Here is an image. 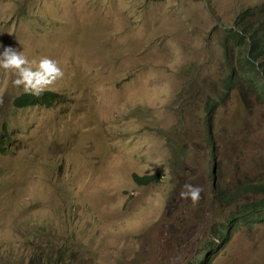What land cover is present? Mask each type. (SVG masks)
<instances>
[{
	"label": "rangeland",
	"instance_id": "rangeland-1",
	"mask_svg": "<svg viewBox=\"0 0 264 264\" xmlns=\"http://www.w3.org/2000/svg\"><path fill=\"white\" fill-rule=\"evenodd\" d=\"M262 3L0 0V52L64 73L52 107L19 109L0 69V264H194L209 250L264 183V75L230 82L241 53L224 48ZM228 231L205 264H264V221Z\"/></svg>",
	"mask_w": 264,
	"mask_h": 264
},
{
	"label": "trees",
	"instance_id": "trees-1",
	"mask_svg": "<svg viewBox=\"0 0 264 264\" xmlns=\"http://www.w3.org/2000/svg\"><path fill=\"white\" fill-rule=\"evenodd\" d=\"M225 37L224 48L228 60H230V57H233V52L235 51L232 50L233 47H237L238 53H241V56L239 54L238 70L233 71L234 69H231L230 82H234V78L240 77L241 74H249L253 71L255 75L251 79L260 86L259 81L256 79L257 77L262 78V75H264V3L241 11L236 18L234 26L226 29ZM228 85L230 86L231 83ZM260 90V97L264 100V81L260 86ZM60 97V94L51 90H45L39 96L24 93L15 99L14 106L19 109L34 106L49 108L55 102H58ZM4 133H0L1 143H4L2 140L3 135L9 134V132H6V129ZM9 139L10 136H8ZM158 178L156 174L144 177L135 176L134 180L138 185H148ZM251 190L258 195L257 201L243 205L241 214L236 211L227 220V224L223 223L218 226L214 230V237L209 244L211 248L206 250V252L200 253L194 264H205L209 260V254L212 253L211 251L214 246L217 247L220 244H224V241L228 239V229L232 224L233 227H238L242 223L249 221H264V183L254 185ZM214 239H217L218 242H214Z\"/></svg>",
	"mask_w": 264,
	"mask_h": 264
},
{
	"label": "clouds",
	"instance_id": "clouds-1",
	"mask_svg": "<svg viewBox=\"0 0 264 264\" xmlns=\"http://www.w3.org/2000/svg\"><path fill=\"white\" fill-rule=\"evenodd\" d=\"M0 69L15 74L16 78L12 81L15 87L37 96L52 87L64 75L56 60L43 57L38 61H30L23 52L11 46L3 47L0 52ZM2 103L3 94L0 93V104ZM183 187L185 190L179 193L180 197L190 199L194 205L197 204L202 189L191 184H185Z\"/></svg>",
	"mask_w": 264,
	"mask_h": 264
}]
</instances>
